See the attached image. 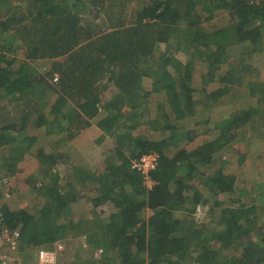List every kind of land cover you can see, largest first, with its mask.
Returning a JSON list of instances; mask_svg holds the SVG:
<instances>
[{
  "label": "trees",
  "instance_id": "16d2710c",
  "mask_svg": "<svg viewBox=\"0 0 264 264\" xmlns=\"http://www.w3.org/2000/svg\"><path fill=\"white\" fill-rule=\"evenodd\" d=\"M82 1L92 14L80 13L81 0H19L16 4L0 0V115L5 105L14 108L13 117L5 114L0 118V152L23 137L28 140L24 149L29 152L30 161L39 167L42 176H49L48 181L39 185L33 173L24 178L25 184L33 185L37 194L46 196L49 205L37 204L32 209L0 205V228L19 229V249L25 262L31 254L27 251L75 237L85 230L84 244L91 245L89 261L76 263L74 253L67 252L68 264H264V224L254 225V206L244 208L240 203L236 208L234 203L233 207H225L224 196L232 191L234 175L222 170L209 171L208 175L199 171L200 167L211 170L210 166L221 163L231 152L226 147L233 140L230 130L249 129L252 135L255 132L264 138V115L252 118L257 108L253 104L208 130L197 122V128L184 130L181 122L182 116L203 112L191 95L194 61L207 64V70L200 73L202 85L215 80L224 85L216 90L221 94H213L217 100L222 91L230 92L229 84L242 83L241 75L247 65H239L237 78L233 76L236 69L223 71V63L228 62L225 50L233 44L249 47L251 52L264 50V1L149 0L138 8L131 7V0ZM205 2L227 11L231 22L207 31L196 16L194 25L193 8ZM114 5L124 11L129 8L133 20L111 15L108 21L101 18ZM98 17L99 24L110 26L102 30L95 22ZM176 25H186L184 31L190 38L188 48L181 43L177 56H173L163 46ZM6 32L15 44L24 47L23 56L28 61L14 70L9 68L12 61L7 60L11 44L3 37ZM214 37L228 41V46L221 47L212 40ZM9 52L15 51L11 48ZM180 53L188 59L179 58ZM37 59L49 61L50 68L36 72L30 63ZM55 74L58 80L53 82ZM149 79L170 92L167 106L160 105L158 116L153 119L143 118L139 112L141 102L148 95L144 92L147 88L141 84ZM248 87L251 94L258 93L250 81ZM106 91L110 93L108 98ZM50 95L56 97L51 101ZM205 96L210 100L209 95ZM49 116L54 119L48 120ZM97 116L100 119L94 125L102 139L114 134L121 139L111 147L115 157H106L111 151L100 156L104 171L97 174L96 185L84 169L74 176L75 182L60 185L62 179L52 171L58 174L62 165L77 168L73 163H77L78 157L71 160L72 151L67 147L53 152L44 147L31 149L36 135L29 129L39 128L47 121L54 126L51 133L61 135L50 139L58 138L53 140L57 144L66 140L75 142ZM62 119H68L70 127L61 126ZM156 122L161 125L155 126ZM118 128L125 129L126 135L117 132ZM159 129H169L178 140L182 135L185 144L172 145V137H162ZM151 130L154 134L149 133ZM127 149L128 154L124 151ZM150 151L158 154V163L151 173L154 185L147 188L133 163ZM213 153H218L215 162ZM9 158L0 155V167L17 168L16 164H6L5 159ZM22 159L17 158V162ZM11 174L14 173H5ZM198 175L202 177L201 189L195 186ZM87 182L93 184L92 196L82 188ZM263 189V186L258 188L259 192ZM204 195L212 198L210 206L207 201L208 219L205 223L194 222L191 214ZM83 202L88 203L89 217L76 220L72 215L66 217L68 211ZM210 219L214 220L212 224L207 223ZM207 241L213 243V249ZM230 246L239 247L231 257L224 253ZM191 252L194 255L189 258ZM90 258L96 260L92 262Z\"/></svg>",
  "mask_w": 264,
  "mask_h": 264
},
{
  "label": "rangeland",
  "instance_id": "374dc122",
  "mask_svg": "<svg viewBox=\"0 0 264 264\" xmlns=\"http://www.w3.org/2000/svg\"><path fill=\"white\" fill-rule=\"evenodd\" d=\"M145 1L148 2L149 0H131L130 2L131 7H135V6L136 8L142 7ZM18 2L19 0H10V3L12 4H16ZM81 2H82V6L79 9L80 13L83 15L92 14L89 6L82 0ZM104 2L110 3L113 1L105 0ZM110 15L113 18L117 16H125L128 20L130 21L133 20L130 9L126 8L124 11V8H120L118 5H114L107 13H103L101 15V18L104 17L106 21H108L112 19ZM191 16H192L191 20L194 22V25H195V19L198 17L201 27L205 29L206 28L207 29L208 28L218 29L220 27L228 25L231 22L227 11L218 10L216 6L211 5L208 2L197 4L195 8H193V12ZM100 20H101L100 17H98V20L95 22L99 24ZM254 22H256L255 23L256 25L258 24V21H254ZM99 25L101 26L100 28H102V30L110 26L109 24H102V23ZM185 27L186 25H176L175 28L170 31V38L167 44L163 46V48H165L166 51L168 50L170 53H172L173 56H177L178 54L177 50H178V47L181 45V43L183 47L187 44L186 48H188V38H190V35H187V33H185L184 31ZM3 37L6 38V41L9 44H11L10 50L11 48H13V50L15 51L14 53L9 52L10 50L7 51V55H8L7 60L12 61L11 62L12 64L10 65L9 68L14 70L15 68H18V66L22 65V62L26 61L23 56L24 47H20L17 44H15V41H13L12 39L8 37V32L4 33ZM212 40L217 41L220 44V46L223 48L228 46V44H226L228 41L226 40L221 41L219 38H215V37ZM262 42L264 43V35H263ZM215 43L216 42H214V44ZM211 45H213V43ZM7 46H10V45H7ZM225 51L228 56V62L223 63L224 65L222 66L223 71L226 69H230V70L236 69L237 72L234 73L233 76L237 75L236 76L237 78L239 76V70H240L239 65H247L246 71H244V73L241 75L242 83L238 85L237 84L231 85L232 87L229 84L230 92L226 94V96H224L223 99L220 98L216 101H213L210 104L206 96H204L203 94L200 95L199 93L201 92L200 86H202L201 84L202 81L200 80V73H204L207 70L208 68L207 64L200 60L196 62L194 61L195 65H193V68L195 67L196 69H198L197 77L193 78V83L195 84V87H197L196 90L198 92L194 95V98L196 101H199V100L203 101V103L196 104V101L194 102H195V105H197V107L200 108L201 111L203 112L200 113V111L198 110V112L196 111L194 112V114L191 113L188 116L189 118L188 120L182 119L181 122L184 123L183 124L184 130H189V129L191 130V129H194L195 127L197 128L196 122L202 127H206V129L215 127L218 122L219 123L222 122V118H217V117L219 114L218 112L222 111L224 108L229 109L227 111L228 114H226L225 116L226 118L228 116L230 117L233 113H236L239 110L248 109L251 105L254 104L257 106V108H256V112L251 117L252 118L263 117L264 115V101H263L264 91L263 89H260L256 95L251 94V92L249 91L248 84L247 83L244 84L245 82L253 78V76L255 77L256 73L253 71V68L255 66L253 65L258 66L264 63L262 60L259 59L261 58L259 57V54L256 53V52H259V50L251 52L249 47H243V46L241 47L238 44H233V46L227 47ZM182 57H185V59H188L187 55H182L180 53L179 58H182ZM26 62L28 63V61ZM30 64L35 69V71L39 73L44 72L50 68V62L46 61L45 59H41V60L37 59L35 61H32ZM109 96H110V93L106 91L105 97L108 98ZM55 97L56 96L54 95H50L48 99L52 101ZM257 99H258V103H256ZM148 101L149 99L147 98V103ZM159 105L160 104H158V106ZM140 107H141L140 109H143L145 105L140 106ZM152 108H153V105H151V109ZM2 110L4 114L2 113L0 115V118L3 117L5 114L9 115V117L14 116V108L12 105L7 104ZM158 110L159 109H157V107H155L154 105V108L152 109V113L153 111H155V114L158 116ZM6 111H9V112L6 113ZM205 117L211 118L210 123L209 122L204 123V121H206L204 119ZM49 119L51 120L54 118L53 116H49L48 120ZM99 119H100L99 116L95 117L92 120L93 122L92 125H90L87 131H83L82 135L75 142L66 140V141H62L61 143L57 144V141H53V140H56L58 138L50 139L52 137L53 138L60 137L61 135L59 136H56V134L53 135L51 133V127H54V126L47 124V121H44L41 127L39 128L29 129L32 131L34 135H36V140L31 149H34V148L36 149L37 147H44V149H46L47 151L53 152L57 148L64 149V147H67V148H71L70 150L72 151V152L70 151L71 154H69L71 160L78 157L77 163H73V166L77 168H82L81 170L77 168H72V167L70 168L69 166L62 165L61 166L62 169L58 171V174L56 173V171H52L53 174L58 175V177L62 179L60 182V185L65 184L66 181L75 182L74 176L76 174H79V171H82L83 169L86 170L88 174L92 175L93 179H95L94 184L96 185V180L98 179L97 174H99V171L101 170L104 171V168L100 165L101 162H99L100 156L102 157V154H104L105 152L111 151V147L114 146V141H118V142L121 141V139H118L115 134L113 136L105 135L102 139L100 137L101 132L98 130L97 125H94L96 124L95 122L99 121ZM58 120L60 119L58 118ZM62 120L64 121L62 122L59 121L61 126L70 127V125H67L68 119L67 120L62 119ZM171 121L174 122L175 119H171ZM154 125L159 127L161 123L158 122L157 124H154ZM143 131L144 129H141V132ZM160 131L161 129H159V133L163 132L161 133L162 137L164 138L170 137L171 131L169 129L161 131V132ZM117 132H121L122 135L123 134L126 135L125 129L118 128ZM149 133L154 134L152 130L149 131ZM229 133L233 135L232 136L233 140H231L226 147H228L229 150H231V152L226 154L225 155L226 157L224 156V159L222 160L221 163L214 164V166H210L211 170L209 169L205 170V168L200 167L199 171L200 172L203 171L202 173L208 175L209 171L211 172V171L222 170L224 173H228L229 175L230 174L234 175V181L232 183V191L229 194L227 193L224 196V199L226 198V202H227L225 207L226 206L233 207L234 203L237 204L236 208L240 207V203H243L244 208L245 207L250 208V206L253 205L254 214L256 216L254 225H256L257 227L258 226L260 227L262 226V224H264V189L261 190V192H259L258 190L259 187H262V186L264 187V138H262L260 135H257L255 132H254V135H252L251 134L252 131H250L248 135H246V133L244 132L242 128H236L235 130H230ZM136 135H139V132H136ZM176 137L178 138V136ZM172 141H174V144L172 145H175L176 142H178L176 145H181V144H185L186 139L184 137H180V140H178L174 137ZM27 142H28L27 139H24L23 137H21L20 139L12 141L8 145V147L6 146L7 147L6 151L0 152V155H4L6 158L10 157L9 159H5L6 164L13 163V164H16V167H17L14 169H9V167H6V166L0 167V205L6 204L10 206L11 209H19V208H26V207H29L30 209H32L33 207L35 208L37 204L38 205H49L46 196L37 194V191L34 190L33 185L30 184L31 186H28L27 183L25 184L26 179L24 178L25 177L29 178L31 173H33L34 175L33 177H35V179L38 181V185L40 182L49 180V176L48 177H46L47 175L46 176L44 175L45 177L42 176L43 173L39 171V167H37L33 161H30L31 160L30 154L29 152H25L26 150L24 149V146L25 144H27ZM124 151L127 154L129 153V149L124 150ZM217 154L218 153H213L212 155L213 161L217 159ZM107 156L115 157V154H113L111 151V154L106 155V157ZM19 157H23V159L17 162V158ZM229 163H232L230 167L228 166ZM5 173L6 174L14 173V174H11L12 175L11 176V175H5ZM195 179H196L195 180L196 188L201 189L202 188L201 186H203L202 177L198 175L196 176ZM4 181H6L7 186H4L2 184ZM77 185L80 187L79 184ZM92 185L89 182H87L86 186L83 185L82 187L84 188L83 189L84 192L88 194L89 196H92L91 195L92 194L91 192L93 190ZM5 190H7L9 193L8 197H5L4 196L5 194H3ZM257 193L259 194L257 195ZM93 195H94V191H93ZM232 198H236V199L233 200ZM202 199L204 200L196 206V211L191 214L194 222L205 223L208 219L207 218V209H208L207 201L210 206L212 202V198L207 195H204ZM89 214H90V210H89L88 203L83 202V203H80V206H77L73 210L68 211V214L66 215V217H69L70 215H72V218H74L75 220L78 218L85 219L86 217H89ZM146 214H148V212H146ZM213 222L214 220L210 219V221H208L207 223L212 224ZM210 232L211 231H209V233ZM262 232L264 233V230H262ZM85 235H86V232L85 230H83V232L80 233V235H76L75 237L71 236L64 240L56 241L54 243L49 242L46 245H42V246H39V248L34 249L33 252L32 251L28 252L26 250L27 254L31 253L30 255H28V258H27V260H29L28 263H31L33 261L34 254H36V252L40 249H56V264H68L66 259L69 253H74V257H76L75 259L76 263H79L84 260L89 261L88 255L91 249L90 248L91 245H89L88 243L84 244V242L86 243ZM206 243L209 246L213 244L211 241H207ZM215 246H218V245L215 244ZM213 248H214V245H212V249ZM238 248H239L238 246L236 247L230 246L224 250V253L225 255L231 257L233 253L235 254ZM193 255L194 254L191 252L188 254V257L192 258ZM233 256H237V255H233ZM229 257H227L226 261L230 259ZM90 259L92 262L93 260H96L92 258ZM193 264H197V263H193Z\"/></svg>",
  "mask_w": 264,
  "mask_h": 264
},
{
  "label": "built area",
  "instance_id": "2783aa9c",
  "mask_svg": "<svg viewBox=\"0 0 264 264\" xmlns=\"http://www.w3.org/2000/svg\"><path fill=\"white\" fill-rule=\"evenodd\" d=\"M261 1L264 0H252L254 3H259ZM57 80V75H53L52 81L56 82ZM157 163L158 154L154 151L141 155L139 159L133 163V167L138 169L143 175V183L147 188H151L154 185L151 173L155 170ZM2 184L7 186L6 181ZM3 194H5V197L9 196L7 190H5ZM19 242V229L0 228V264H56V249H40L34 254V259L31 263H28V261L25 262L19 249Z\"/></svg>",
  "mask_w": 264,
  "mask_h": 264
},
{
  "label": "crops",
  "instance_id": "0c3cea01",
  "mask_svg": "<svg viewBox=\"0 0 264 264\" xmlns=\"http://www.w3.org/2000/svg\"><path fill=\"white\" fill-rule=\"evenodd\" d=\"M192 17V16H191ZM198 21H199V19H197ZM205 29V28H204ZM215 29V28H214ZM214 29H210V28H206L205 30H207V31H211V30H214ZM178 53V52H177ZM257 54H259V57H261V58H259L260 60H262L263 62H264V50L263 51H259V52H256ZM253 63H254V61H253ZM263 65V66H262ZM262 65H258V66H256V65H253V66H255L254 68H253V71L256 73H254L255 74V77L253 76V78H251L250 80H248V81H250V83H251V85H253L254 86V88L255 89H257L258 91L260 90V89H263V91H264V63H262ZM193 71H192V76H193V78L195 77H197V72H196V68L194 67L193 69H192ZM197 81V80H196ZM248 81L247 82H245L244 84H248ZM143 87H146L147 88V90L146 91H144L146 94L148 93V95H147V97H145V99H144V102H141V105L140 106H144L145 105V107L143 108V109H140L139 108V112L140 113H142V115H143V118H150V119H153V118H156L157 117V115L155 114V111H153V113H152V109L154 108V105H155V107H157V109H159V106L160 105H162L161 103H163V106H167V104H166V101H167V98L169 97V95H170V92H169V89H167V88H165L164 86H162L161 84H158V85H156V84H152V81L149 79V80H144V82L142 81V84H141ZM222 85V86H221ZM224 85L223 84H220L217 80H215V81H212V82H210V83H208V84H206V85H202V86H200L201 87V89H200V91H203V95L205 96L206 94L207 95H209V97H210V100H209V103L211 104L213 101H216L217 99H216V95H213V94H215V93H218L217 91H218V89L219 88H221V87H223ZM228 87H230V86H228ZM190 88L192 89V92H191V95H192V99H194L195 100V98H194V95L196 94V93H198L197 92V87H195V84L193 83V81L191 82V84H190ZM217 90V91H216ZM228 90H230V88L228 89ZM216 91V92H215ZM222 95H220L221 97L220 98H224V96H226V95H224V94H226V93H224L223 91H222ZM219 94H221V93H218V95ZM201 95V94H200ZM212 95H213V97H212ZM147 98L149 99V101H148V103H147ZM158 104H160L159 106H158ZM196 104H198V102H196ZM151 105H153V108L151 109ZM141 110V111H140ZM229 109L227 108H224L222 111H219L218 113V117L217 118H222V121H223V119H225V116H226V114H228L227 113V111H228ZM159 111V110H158ZM206 112V111H205ZM230 114V113H229ZM182 119H189L188 118V116H185V117H181ZM181 119V120H182ZM206 121H208L209 123H210V120H211V118L210 117H208V118H204ZM245 133H246V135H248V133H249V129L247 130V131H244ZM80 136V135H79ZM170 136L172 137V139H173V135H172V133L170 132ZM181 137H182V135H181ZM77 140V139H76ZM183 144H181V146H182ZM180 146V145H179ZM180 146V147H181Z\"/></svg>",
  "mask_w": 264,
  "mask_h": 264
},
{
  "label": "clouds",
  "instance_id": "9594fccd",
  "mask_svg": "<svg viewBox=\"0 0 264 264\" xmlns=\"http://www.w3.org/2000/svg\"><path fill=\"white\" fill-rule=\"evenodd\" d=\"M145 154V153H144ZM144 184V183H143ZM145 185V184H144ZM146 186V185H145ZM147 187V186H146Z\"/></svg>",
  "mask_w": 264,
  "mask_h": 264
}]
</instances>
